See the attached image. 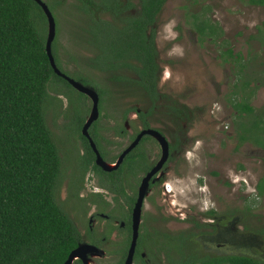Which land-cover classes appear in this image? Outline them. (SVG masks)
Masks as SVG:
<instances>
[{
  "label": "rangeland",
  "instance_id": "rangeland-1",
  "mask_svg": "<svg viewBox=\"0 0 264 264\" xmlns=\"http://www.w3.org/2000/svg\"><path fill=\"white\" fill-rule=\"evenodd\" d=\"M44 1L51 3L50 0V3ZM51 4L55 22L51 47L55 63L73 78H77L76 72L85 75L90 79L88 84L98 93L99 88L105 89L98 101L101 109L98 114L118 115L120 106L119 102L116 105L117 101L121 102V107L130 103L138 105L135 102L137 93L121 92L118 99L111 82L104 79L102 72L83 65L79 53L83 56L93 53L79 46L87 33L86 16L81 18L79 12L69 5L56 8ZM195 14L200 20L205 17L202 20L205 26L210 24L214 30L220 27L221 32L200 34L193 24ZM170 23L169 30L167 26ZM155 24L154 39L160 66L158 89L194 108L193 115L186 122L194 149L187 161L181 159L175 163L174 174L166 186L171 188L172 197L179 204H187V197L196 196V201L191 200L192 208L207 206L209 199H216L221 211L235 204L238 230L243 232L240 233L242 245L247 252L264 258V233L259 230L264 222V192L257 194L255 190L257 178L264 173V151L249 138L240 140L239 136L243 134L241 124L249 115L239 112L234 106L239 101L255 109L264 105V4L248 0H165ZM227 47L231 48L232 54L225 51ZM67 56L76 63L72 71L62 65L66 63L61 59ZM129 88L126 84L125 89ZM47 92L48 98L43 102L45 122L54 142L65 147L63 133L76 129L77 122L89 114L92 102L57 78L48 83ZM120 121V114L115 119L101 115L93 120L91 127L102 123L119 125ZM105 136L119 142L112 145L111 153L115 155L127 143V139L122 140L115 133L105 131ZM148 147L147 159L150 161L156 156L157 147L154 144ZM85 182L84 192L97 190L98 185L93 178L89 176ZM148 192L143 200V210L158 217V226L178 228L185 224L172 216L171 211L168 212L159 184ZM59 193V205L61 202L73 218L69 205L60 197L64 195L63 187ZM72 202L78 209L80 204ZM87 206L91 208L90 204ZM246 206H249L248 210ZM74 216L77 223L86 225L87 217L77 219L76 213ZM162 216L166 218L162 219ZM100 219L92 226H100ZM242 225L246 229H242ZM107 247L110 246L106 243L101 245L106 254L95 260L98 264H110L115 258L106 252Z\"/></svg>",
  "mask_w": 264,
  "mask_h": 264
},
{
  "label": "flooded vegetation",
  "instance_id": "flooded-vegetation-1",
  "mask_svg": "<svg viewBox=\"0 0 264 264\" xmlns=\"http://www.w3.org/2000/svg\"><path fill=\"white\" fill-rule=\"evenodd\" d=\"M42 1L46 4V1ZM50 1L54 6L56 5L55 7L59 8L64 5H69L73 10H76L75 5L80 3L79 0ZM90 2L92 12L90 11L86 15L85 12L80 11L81 18L86 16L87 23L90 22L92 24L91 32L86 33L84 42L79 45L93 52L91 56H83V54L78 52L82 57L83 65L87 68H93L96 71L102 72L104 79L111 82L118 99L121 98V92L130 95L137 93L138 99L135 102L139 104L134 105L130 103L126 106L123 104L121 107V102L117 101L116 105L119 102L120 106V124L105 125L102 123V125L92 128L91 123L93 120L101 115L110 116L112 119L119 116V114L108 115L105 112L100 114L101 109L98 107V101L103 96L105 89L103 87L101 89L99 88L101 92L100 96V92L98 93L95 87L89 85L91 83L90 79L85 75L76 72L77 78H73L55 63L56 67L62 73L80 81L82 84L91 86L97 93V113L95 118L87 125L85 129L86 133H83L82 126L88 115L83 120L81 118L77 122L76 129H69L63 133L62 138L65 141V143L63 142L65 147H59L55 143L61 167V180L57 193V202L59 204V191L63 187L64 195L60 197H62V202L69 205L73 218L69 216L66 209L61 205V202V206H59L62 209L64 208L63 211L76 228L78 237L76 245L78 243H89L97 247V250L86 251L85 260L88 264H98L95 260L105 257V250L100 247L103 243H106L110 246L106 248V252L109 256H115L110 264L124 263L131 241V211L136 198L137 188L141 178L157 164L156 170L148 178L145 194L140 205L137 234L129 264H228L226 260L234 258L237 255H248L264 260V258L247 252L242 245L240 233L243 232L238 230V214L235 204L221 211L217 200L209 199L207 206L192 208L191 200L195 199L193 201H196V196L187 197L189 198L187 204H179V202L173 199L172 196L174 194L171 188L166 186L167 180L174 174L173 167L175 163L181 159L187 161L188 155L194 149L191 145L190 137L187 134L188 125H186V122L193 115L194 108L192 109L185 103L177 100V98L166 92H161L158 89L160 66L154 39L156 36L155 21L165 0L159 10L154 14L152 23L145 30L146 36H149L152 30V43L156 52L155 60L157 62V69L155 72L156 77L154 78L155 96L152 95L153 97L137 83L136 75L132 70L126 68L124 63L118 64L119 68L116 70L122 74L123 78L114 81L109 78L110 72L107 68L103 69L104 66L95 67L93 65L94 61L89 59L93 58L97 53L100 44H108L109 34L105 27L108 21L116 25V27L125 26L127 29L134 26L135 23L137 26L138 23L136 20L140 15L139 0H120L118 8L112 7L110 9L109 7L105 8L102 6L100 0H91ZM201 19L205 20V17L202 16ZM46 32L47 26L45 27V34ZM217 32H221L220 27H217L212 33H209V30L206 28L200 34L207 33L209 35ZM94 33L98 37V43L95 42L94 38L96 37ZM53 38L51 39L50 47ZM226 50H229L230 54L233 53L230 47H227ZM61 60L66 63H62V65L68 70L72 71L74 69L73 67H75L76 63L71 57L69 58L67 56ZM125 60H130V62L137 61L131 57L113 59L114 63L124 62ZM101 64L103 65L102 60ZM127 77H130V81ZM62 78L66 81L64 83L72 86L64 77ZM161 78L164 79L163 74H161ZM126 84L130 87L129 89H125ZM83 94L85 97L87 96L85 93ZM172 106L179 108L178 113H176L177 111ZM182 106H185V108ZM98 111H100L99 114ZM166 123H168V126L165 127ZM108 128L110 130H107ZM104 130L115 133V136L120 137L122 140L127 139V143L116 155L111 153L112 145H116L119 142L105 136ZM139 133L140 135L137 141L122 155L116 166L110 169H104L96 163V153L90 145L89 139L93 142L101 159L105 163L111 164L115 163L121 152L133 142ZM151 144L157 147V154L153 160L148 161L147 157L150 150L148 145ZM235 144L237 143L235 142ZM89 176L95 180L98 188L97 190L84 192V189H86L85 181ZM156 184H159L161 187L162 197L169 209L168 212L170 213L171 211L172 216L184 222L185 224L183 226L178 228L160 227L158 226V217L154 213H146L143 210V200L149 194L148 191L151 187ZM102 191L108 194L105 195ZM72 201L80 204L78 209ZM88 204L91 205L90 209H88ZM246 209L248 210L249 206H246ZM75 213L77 219L87 217L86 225L84 223H77L74 216ZM98 218H101L100 220L102 221L100 226H92V223L99 222ZM165 218L162 216V219ZM242 229H246V226L242 225ZM259 230L264 233V222L261 224ZM70 264H84V262L79 257H75Z\"/></svg>",
  "mask_w": 264,
  "mask_h": 264
},
{
  "label": "trees",
  "instance_id": "trees-1",
  "mask_svg": "<svg viewBox=\"0 0 264 264\" xmlns=\"http://www.w3.org/2000/svg\"><path fill=\"white\" fill-rule=\"evenodd\" d=\"M90 1L79 0L75 5L79 14L92 12ZM248 1L264 4V0ZM139 2L137 26L135 23L127 29L108 21L105 24L108 44H100L89 59L95 67L107 68L109 78L114 81L123 78L116 70L118 64L124 63L136 75L137 83L152 96L156 52L152 30L149 36L145 30L164 0ZM100 3L105 8H118L120 0H100ZM46 4L50 9L51 3ZM202 20L194 15L195 29L203 33L207 28L212 33L213 26L208 23L205 26ZM45 23L46 16L34 0H0V264H62L78 239L74 224L57 202L60 158L43 112L48 83L53 78L66 82L49 65L44 50ZM87 26V32H91L92 24L89 22ZM129 57L137 61H113ZM127 79L130 81V77ZM234 106L249 115L241 124L240 140L249 138L264 151V105L255 109L239 101ZM172 108L178 113L177 106ZM255 190L257 194L264 192V173L257 178ZM226 262L264 264V260L248 255H237Z\"/></svg>",
  "mask_w": 264,
  "mask_h": 264
},
{
  "label": "water",
  "instance_id": "water-1",
  "mask_svg": "<svg viewBox=\"0 0 264 264\" xmlns=\"http://www.w3.org/2000/svg\"><path fill=\"white\" fill-rule=\"evenodd\" d=\"M34 1L41 7L43 13L46 16L47 32H46L44 50H45L49 65L51 66L53 72L55 74H58V75L64 77L75 89H77L78 91H80L82 93H85L91 99V102H92L91 109H90V112H89L83 126H82L83 133H86L85 129H86L87 125L96 116V113H97V107H96L97 93L91 86L82 84L80 81L75 80V79L65 75L56 67L52 53H51V47H50V42H51V39L53 37V32H54L53 16H52L50 10L48 9L47 5L42 0H34ZM140 133H142V132H140ZM140 133L136 136V138L133 140V142H131V144H129L121 152L119 158H117L115 163H111V164L105 163L101 159V157L97 153V150H96L93 142L91 141V139H89L90 145L92 146V148L94 149V151L96 153V158H95L96 163L99 164L104 169H110L111 167L116 166V164L120 161L122 155L137 141V138L139 137ZM157 165L153 166L141 178L140 183L138 185L136 198H135V201L133 203V207H132V211H131V217H132V219H131V221H132V224H131V227H132L131 241H130L129 250L127 253L126 260L124 261L123 264H129L131 252H132L133 245L135 243L136 234H137V224H138V219H139L140 205H141L143 196L145 194V188L147 186L148 178L156 170ZM91 250H97V247L92 245V244H89V243H78L75 247H73L69 250V252L67 253V256L63 260L62 264H70L72 259L75 257H79L84 262V264H88V262L85 260V256H86L85 253H86V251H91Z\"/></svg>",
  "mask_w": 264,
  "mask_h": 264
},
{
  "label": "clouds",
  "instance_id": "clouds-1",
  "mask_svg": "<svg viewBox=\"0 0 264 264\" xmlns=\"http://www.w3.org/2000/svg\"><path fill=\"white\" fill-rule=\"evenodd\" d=\"M168 27V29L170 30V28H171V23L167 26ZM173 36L175 35L174 33L172 34ZM177 49H174L173 51H176Z\"/></svg>",
  "mask_w": 264,
  "mask_h": 264
}]
</instances>
